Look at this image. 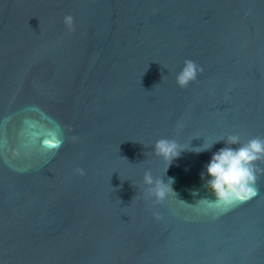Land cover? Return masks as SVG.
Masks as SVG:
<instances>
[{
  "label": "water",
  "instance_id": "water-1",
  "mask_svg": "<svg viewBox=\"0 0 264 264\" xmlns=\"http://www.w3.org/2000/svg\"><path fill=\"white\" fill-rule=\"evenodd\" d=\"M230 135L264 138V0H0V264H264V172L206 185Z\"/></svg>",
  "mask_w": 264,
  "mask_h": 264
},
{
  "label": "clouds",
  "instance_id": "clouds-1",
  "mask_svg": "<svg viewBox=\"0 0 264 264\" xmlns=\"http://www.w3.org/2000/svg\"><path fill=\"white\" fill-rule=\"evenodd\" d=\"M73 23L74 18L72 16L65 17V24L69 28L73 27ZM202 71L203 69L194 61L186 60L183 68L176 76L178 86L186 88ZM219 141L221 140L207 147L198 146L191 150L200 153L211 149ZM226 143L229 146L215 152L206 165V174L211 177V179L206 180V185L213 191L218 201L225 204L243 203L258 193L255 186L258 179L257 172H264V169L258 168L257 162H264V138L253 137L241 144L238 135H230L226 139ZM231 145L239 146L234 148ZM184 150L189 149L182 148L177 141L168 138H161L154 145L155 154L167 160L169 165ZM77 172L84 175L83 169H77ZM201 175L203 177L205 174L202 173ZM143 181L145 185L149 186L148 193L155 197L157 203L163 202L170 192L175 193L172 188V178H169L166 183L163 179H154L151 171H145ZM196 194L198 193H193V195ZM205 199L207 198L201 200Z\"/></svg>",
  "mask_w": 264,
  "mask_h": 264
}]
</instances>
